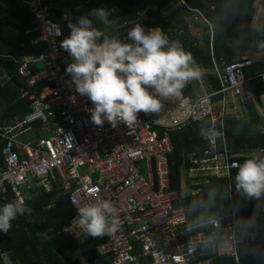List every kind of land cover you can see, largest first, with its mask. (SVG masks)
Returning a JSON list of instances; mask_svg holds the SVG:
<instances>
[{"label": "built area", "instance_id": "obj_1", "mask_svg": "<svg viewBox=\"0 0 264 264\" xmlns=\"http://www.w3.org/2000/svg\"><path fill=\"white\" fill-rule=\"evenodd\" d=\"M48 1L23 0L36 23L30 43L43 49L35 56H21L16 68L21 78L20 97L26 95L30 100L29 111L18 122L0 126V207L6 194L24 199L32 187L49 191L57 181L61 190L68 192L76 216L77 208L92 200H110L117 207L121 228L106 235L104 246L112 256L111 264H144L141 257H148L152 264H206L201 261L206 251L243 264L236 246L253 239L237 227L231 205L202 222L213 235L189 240L178 251L161 248L156 235L173 234L188 220L186 209L174 204L178 194L171 189L167 155L173 144L168 131L182 130L191 123L206 126V146L192 151L188 158L190 176H228L231 168L247 159L240 162L233 158L238 154L224 144L223 119L230 116L229 98L243 99L248 94L250 78L244 68L253 60L244 57L222 63L221 69L215 70L221 84L217 91L194 98L171 97L151 118L139 113L141 123L132 130L123 123L113 128L107 121L97 126L88 111L92 102L76 92L66 72L71 57L60 47L65 38L63 28L50 18ZM9 78L10 74L0 69V80ZM37 85L38 90H31ZM215 94L220 97L214 101ZM36 123L58 126L43 135L35 133ZM156 126L165 132L159 135ZM221 197L229 199L230 192ZM248 238L252 240L246 241ZM135 244L140 246L138 254Z\"/></svg>", "mask_w": 264, "mask_h": 264}, {"label": "trees", "instance_id": "obj_2", "mask_svg": "<svg viewBox=\"0 0 264 264\" xmlns=\"http://www.w3.org/2000/svg\"><path fill=\"white\" fill-rule=\"evenodd\" d=\"M6 7L0 8V42L9 48L8 55L0 49V67L10 74V79L0 82V125L21 119L29 111V100L20 98L18 86L21 78L16 74L20 56L38 55L43 46L30 43L35 35L36 23L23 0H0ZM171 0H50L52 10L50 18L61 23L63 34H70L69 23H74L81 15L97 7L109 10V19L127 18L143 12V26L161 28L170 41H179L186 51H190L196 62L203 69L220 70V61L229 62L238 59L243 52H249L253 63L244 68L250 78V88L256 99L264 94V29L251 25L254 0H183L190 7L183 12L180 8L164 11L163 7ZM151 4L147 8V5ZM212 5V7H210ZM197 9L206 19L200 32L193 33L187 22L188 15ZM65 16V17H64ZM93 19V24L97 19ZM208 25H211V49ZM201 26V25H200ZM200 34V35H199ZM203 35V38L201 36ZM122 39L127 32L119 35ZM131 42V41H128ZM257 76H253L254 73ZM208 85L219 88L216 73L205 74ZM38 87V86H35ZM193 85L189 83L183 91L193 94ZM215 101V100H214ZM156 129V127H154ZM204 129L197 123L182 130L170 131L173 148L168 153V167L172 188H178L179 168L184 156L190 151H201L206 146V139L201 135ZM224 144L230 150L248 149L264 154V125L252 106L248 115L238 119L226 115L223 119ZM218 148L222 141L217 139ZM0 143V156H1ZM250 155H235L240 162ZM238 168H231L228 176L207 175L200 183V192L179 198L178 204L189 209L190 223L226 211L230 205L235 211L237 227L251 234L253 242L237 244L238 260L243 264H264V199H248L235 188V174ZM54 182V181H53ZM193 187H198L194 184ZM52 183L45 192L42 186H34L25 193L24 201L31 207V215H18L12 221L8 233L0 232V264H5L1 254L5 252L18 264H83L74 256L76 250L81 253L86 264H110V254H101L99 247L106 241V236H89L78 242L68 236L59 235L60 229L74 214L68 201V192H60ZM230 192V198L224 199L222 193ZM15 199L6 194L2 205ZM50 229L46 239L39 240L37 234ZM209 232V229L206 230ZM81 257V256H79ZM148 261V260H147ZM212 264H234L229 257L214 258Z\"/></svg>", "mask_w": 264, "mask_h": 264}, {"label": "clouds", "instance_id": "obj_3", "mask_svg": "<svg viewBox=\"0 0 264 264\" xmlns=\"http://www.w3.org/2000/svg\"><path fill=\"white\" fill-rule=\"evenodd\" d=\"M92 18L108 25L109 10L97 7L69 23L70 34L60 47L72 58L66 72L76 92L92 102L88 111L93 124L102 126L107 121L116 128L123 123L132 130L141 123L140 112L159 113L165 100L203 78L204 69L193 54L179 41H170L163 29L146 30L135 23L122 39L95 27ZM237 168L236 190L248 199L264 195V154L253 153ZM31 213L23 198L5 203L0 207V232L8 233L18 215ZM75 219L82 233L93 238L121 228L118 209L110 200L84 203L77 208Z\"/></svg>", "mask_w": 264, "mask_h": 264}, {"label": "crops", "instance_id": "obj_4", "mask_svg": "<svg viewBox=\"0 0 264 264\" xmlns=\"http://www.w3.org/2000/svg\"><path fill=\"white\" fill-rule=\"evenodd\" d=\"M47 3L49 4V7H51V4L49 3V1ZM150 5L151 4H148L147 8L150 7ZM5 7H6V5L2 1H0V8L4 9ZM177 7H180V11L182 10V8L184 9V11L188 10L190 8V7H188V5L186 3H184L183 0H171L170 2H168L167 4L164 5L163 10L167 12V11H170L171 9H174ZM210 7H212V5H210ZM253 7H254V13H253L251 25L253 28L264 29V0H254L253 1ZM192 9H193L192 14L188 15L186 20L189 23V27L193 33L200 32L201 28L203 26V23L206 21V19L197 9H194V8H192ZM51 10H52V7H51ZM51 10H50V12H51ZM181 12H183V11H181ZM140 16H143V12H138L133 17L129 16V17L123 18V19H125V21H127V22H132L137 18L139 20H141L139 18ZM191 17H194L195 19H198V17H199L200 20L192 22ZM94 24H96V26H97V22H95ZM133 25L134 24H132V23L128 24V25L126 24L125 28L129 29ZM211 31H212L211 25H208V32H209V37H210L209 38L210 49H211V44H212ZM201 38H203V35L201 36ZM0 49L3 50V52H4L3 54L8 55L9 48L6 44H3L0 42ZM8 57L12 58L10 55H8ZM244 57L252 58L250 56V53L247 51L243 52L242 55L240 56V58H238V59H242ZM232 60H237V58L232 59ZM232 60H230V61H232ZM71 61H72V58L69 59V61L66 63V66L69 63H71ZM220 62H221L220 66L222 65V63H225L222 60ZM2 68L3 67H0V69H2ZM215 70H217L216 65H214L213 69H206V70L204 69V76L201 80L189 82V83H192V85H193L192 88H193L194 95L190 94V93H185L184 91H182L181 94L183 95V97H193L194 98V97H197V95L202 94L203 92L204 93H214L215 91H217L221 86L220 77L218 75H217V78H218L219 88L216 90L212 86L208 85V83L205 80V74L215 73ZM253 76H257V73L255 72ZM263 77H264V75H263ZM7 80H0V82L4 83ZM19 86H18V91H19ZM37 86L39 87V85H37ZM38 87H32L31 90L36 91V90H38ZM247 93L248 94H246L243 99H236L234 97L229 98L228 105L230 107L229 108L230 116L233 117L234 119H238L242 115L247 116L248 115V107L252 106V108L256 111L258 118H260L262 124L264 125V94L261 95L260 99H256L252 93L251 88H249V91ZM19 97H20V92H19ZM24 97H26V95H24ZM219 97H220L219 94L213 95L214 100H218ZM20 98H23V97H20ZM29 109H30V100H29ZM140 113L142 116L148 117V118H151L153 116L152 113H149V114H145L144 112H140ZM21 119L17 118L14 121H12L11 123H7V124H3V125L14 124ZM191 124H193V123H191ZM191 124H189L188 126H190ZM3 125H0V126H3ZM34 125L36 127L35 133L36 134H43V135H48L49 133H52L53 126H58L57 123H53L52 125H41V126H40V124L36 123ZM198 125L200 128L204 129L203 135L205 137L206 126L200 125V124H198ZM42 129H43V131H42ZM155 130L159 135H162L165 132V131H163L164 129L160 126H156ZM167 133H168V136H170V131H168ZM0 143L3 144V140L1 138H0ZM191 152L192 151L188 152L187 156H184L181 163H180L178 188H172V186H171V189L177 191V194H178V197L174 201V204L180 205L182 207H184V206L181 204H178L177 200L179 198H182V197L191 196V195L199 193L200 192V188H199L200 183L206 179V176H205V179L203 180L204 176L202 177L201 175H196V176H190L189 175L188 158H189V155ZM231 152L234 154L237 153L238 155L240 154V155H245V156L247 155L248 156L250 154L258 153L260 151L255 152V151L248 150V149H244V150L235 149V150H231ZM168 170H170V167H168ZM142 172L144 174H146L145 164L142 165ZM53 183L56 184L57 188H60L59 183L57 181H54ZM194 184H197L198 187H193ZM45 192H47V191H45ZM60 192H63V191L60 190ZM184 208L186 209L187 215H188L189 209H187L186 207H184ZM75 216H76V212L74 209L73 216L69 219L68 223H66L64 226H62V228L60 229L61 233L59 235H65V236H68V237L78 241V242H83L89 236L86 235L85 233H82V230L77 226V223L76 224L72 223V218ZM206 219H203V220H201L195 224H192V223H190L189 215H188V220H187L186 224H184L183 226H179L173 234L158 233L156 235V240L158 242V245L161 248L168 250V251H178V250L182 249L186 245V242H188L189 240L197 239L198 236L201 237V236H205V235L206 236L213 235L214 231H212L211 228H209L208 226L202 225V222ZM207 229H209V232L206 231ZM49 232H51L50 229L39 232L37 234L38 239L39 240L46 239V237L51 234ZM246 234H248V233H246ZM240 243H242V242H240ZM106 244H107V236H106V241L103 242L101 244V246L99 247V251L101 254H107V253L110 254L109 251L104 249V246H106ZM134 251H135V253L138 254L140 252V246L135 244ZM74 256L77 257L78 260L81 261L83 264H86L85 260H83V257L81 255V253H79L78 250H76V252L74 253ZM79 256H81V257H79ZM1 257L4 258L5 264H18L17 262L15 263L13 261V259H11L10 255L8 256L5 252H3L1 254ZM222 257H228V256L227 255H218L216 252H213V251H206L201 256V261L202 262L206 261V264H212V261L214 258H222ZM110 259H112L111 254H110ZM141 260L144 264H152L148 257H141Z\"/></svg>", "mask_w": 264, "mask_h": 264}, {"label": "rangeland", "instance_id": "obj_5", "mask_svg": "<svg viewBox=\"0 0 264 264\" xmlns=\"http://www.w3.org/2000/svg\"><path fill=\"white\" fill-rule=\"evenodd\" d=\"M181 11H184V9L182 8ZM133 16H135V15H132L130 17H133ZM139 18L141 20H139L137 18V19H135L132 22H127L123 18H119V19H116V20L109 19L110 23L108 25H104L102 22L97 20V26H96V24H94V26L97 27L98 29L104 31L108 36H119L120 34L128 32V30L131 28V27L129 29L125 28L126 24L128 25V24H131V23L132 24L140 23V24L143 25V16H140ZM191 20H192V22L193 21H199L200 18L198 17V19H195L194 17H191ZM43 129H42V131H43ZM262 199H264V195H262ZM245 237H246V234H245ZM251 240H252L251 238L246 239V241H251Z\"/></svg>", "mask_w": 264, "mask_h": 264}]
</instances>
